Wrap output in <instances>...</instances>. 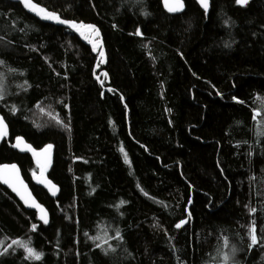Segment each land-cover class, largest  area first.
<instances>
[{"label":"trees","instance_id":"16d2710c","mask_svg":"<svg viewBox=\"0 0 264 264\" xmlns=\"http://www.w3.org/2000/svg\"><path fill=\"white\" fill-rule=\"evenodd\" d=\"M34 1L95 24L107 63L71 31L0 0V115L10 128L0 164L17 163L51 215L44 225L0 184V240L30 239L45 253L24 260L18 248L0 264H213L223 235L242 249L240 264H264V247L247 251L253 220L264 236V113L252 118L264 103V0H210L207 16L196 0H183L181 15L163 0ZM137 28L143 35H130ZM17 136L53 145L47 176L58 197L35 184L39 167L13 149ZM117 229L116 253L89 239Z\"/></svg>","mask_w":264,"mask_h":264},{"label":"snow or ice","instance_id":"6c2138e0","mask_svg":"<svg viewBox=\"0 0 264 264\" xmlns=\"http://www.w3.org/2000/svg\"><path fill=\"white\" fill-rule=\"evenodd\" d=\"M21 4L24 5L25 8H27L29 11L35 13L40 19L45 21H52L56 24L66 26L68 29L74 30L75 32L79 33V35L85 39L90 45L93 52H98L100 62H104L105 53H104V45L101 39V33L100 29L92 23H85L83 21L77 22L74 19H63L61 16L55 12V11H49L45 7L39 6L37 3H34L33 0H19ZM135 4H142L143 0H133ZM235 2L238 5L241 6H247L249 3V0H235ZM199 5L203 8L205 16L208 14V10L210 7V0H198ZM165 7L168 9L169 12H180L184 8L183 0H165ZM145 16L150 15L149 12L143 11L142 13ZM227 23V21H226ZM115 28L116 25H113ZM137 35L142 36L140 29L137 28L135 33H130V35ZM225 47L231 48V43H226ZM5 61L0 60V65H4ZM97 67H99V63L97 64ZM17 70L13 68H9L8 72L15 73ZM23 75V73H21ZM59 75V73H57ZM107 73H104V76L107 77ZM5 74L0 73V100L5 99V89H4V80H5ZM99 80L100 78L97 77ZM101 84H103V81L101 80ZM27 86V87H25ZM18 87L23 88L25 91H27V88L31 87L30 84H28L27 80L24 81V84L18 85ZM110 91L112 89H109ZM121 99L123 97L121 96ZM233 100H236L238 103L243 104V100H237V98L234 96ZM39 106V105H38ZM125 107H127L125 105ZM11 111L15 113L17 111L16 106L13 105L11 108ZM43 111V109H41ZM262 113H264V103L261 104V107L259 109L253 110V119H257L258 116H261ZM58 124H61L66 129L69 127L68 124H65L63 121L57 119L56 121ZM5 135H7V124L4 122V118L0 116V138H3ZM258 136H264V124L261 125V128L257 131ZM15 148H19L22 151H29L32 153L33 157L36 158V162L38 167L40 168L41 175L40 177H37V183L38 184H44L46 187L49 188V191H51V194L55 196L59 189L55 184L52 183L51 180H47L44 177V173L47 170L48 166L51 162V150L53 148L52 144H47L43 148L40 149V151H37L36 148H33L31 144H26L24 141V138L22 136L16 137V143L13 145ZM123 151V149H121ZM251 155V153H249ZM125 162L130 164V161L127 159V154H125ZM33 176H35V172H33ZM0 182L7 185L9 188L12 189L13 192H15L19 197L20 200L23 201L24 205H26L29 208H35L40 213L39 219L43 221V224L47 225L49 223L48 215L46 210L43 208L42 205L36 203L34 197H32L31 192L28 189V186L24 183V181L20 177V170L17 168L15 164H0ZM139 187V185H137ZM141 191L144 190L141 188ZM144 195L147 196L148 194L144 192ZM121 204L125 203L124 201L120 202ZM247 207V205H246ZM249 211L251 213L256 212L255 207L249 208ZM189 218H191V213H188ZM188 223L187 220H181L179 223L175 225L176 228H181L183 225ZM243 227V226H242ZM38 228V225L33 223L31 224V230L36 231ZM87 236L88 233H85ZM248 239L250 240V243L247 245V251H251L254 247H264V236L258 237L257 235V229L255 226V220L252 221L251 226L248 229L247 233ZM89 239L95 241H100V243L96 244V247L101 249L102 254L108 255L111 253H116L117 249L112 244H110L108 241L111 239L115 240H123V237L121 235V232L119 229L116 230L115 236H109L107 232H104L103 237L101 235H96L89 237ZM222 243H220L215 252L216 255L212 257L213 264H240V261L236 259L237 254L242 251L241 248H239L236 244L231 243L228 236L223 235L221 238ZM17 247H13V246ZM104 245H107V247H104ZM19 249H23L25 256L24 260H35V261H41L45 255L43 251H38L34 247L31 246V240H24L22 238H14L11 240V243H8L5 245L3 240H0V257L15 254V252ZM11 250V251H10ZM125 252L127 250L125 249ZM130 256L131 253H128ZM264 259V257H262Z\"/></svg>","mask_w":264,"mask_h":264},{"label":"water","instance_id":"95a60500","mask_svg":"<svg viewBox=\"0 0 264 264\" xmlns=\"http://www.w3.org/2000/svg\"><path fill=\"white\" fill-rule=\"evenodd\" d=\"M6 1H8V2H10V3H13V4H19V5L22 7V9H23L28 15L34 17L35 19H37V20L40 21L41 23L48 24V25H51V26H54V27H59V28H63V29H66V30H68V31H71V32L74 33V34H75V35H76V36H77L82 42H84L86 45H88L89 47H91V45H90L85 39H83V38L79 35V33L75 32L74 30L68 29L66 26L56 24V23H54V22H52V21H45V20L40 19V17H38L37 15H35V13H33V12L29 11L27 8H25L24 5L21 4V3L19 2V0H6ZM33 2L36 3L34 0H33ZM196 2H197V4L199 5L198 0H196ZM250 2H251V0H249L248 5L250 4ZM183 3H184V2H183ZM37 4H38V3H37ZM38 5L41 6V7H44V6L40 5V4H38ZM163 5H164L165 10H166L169 14H171V15H181V14H183V13L185 12V4H184V8H183V10L180 11V12H169L168 9L165 7V0H163ZM248 5H247V6H248ZM199 6H200V5H199ZM239 6H241V5H239ZM200 7H201V6H200ZM241 7H246V6H241ZM45 8H46V7H45ZM201 8H202V7H201ZM48 10H49V9H48ZM202 10H203V8H202ZM49 11H51V10H49ZM203 11H204V10H203ZM209 11H210V7H209V10H208V13H209ZM58 14H59V13H58ZM59 15H60V14H59ZM60 16H61V15H60ZM61 18H62V17H61ZM63 19H64V18H63ZM102 42H103V40H102ZM103 45H104V42H103ZM103 50H104V53H105V52H106V50H105V46H104V49H103ZM95 54H98V52H95ZM101 63H102V64H106V63H107V56H106V54H105L104 62H101ZM0 116H2V115H0ZM2 117H3V116H2ZM3 118H4V117H3ZM4 122H5V124H7V135H5L3 138H0V146L4 143L5 140H8L9 137H10V128H9V125H8V123L6 122L5 118H4ZM23 138H24V137H23ZM24 141H25L26 144H30V143L27 142V140H26L25 138H24ZM15 143H16V138H14V140H13V145H14ZM32 147H33V146H32ZM33 148H34V147H33ZM13 149H14L15 151L21 153V154H26V155L31 156L32 159H33V161H34V163L37 164V162H36V158L33 157V155H32L31 152H29V151H22L21 149H19V148H15V147H13ZM37 151H40V149H37ZM53 163H54V150H53V148H52V150H51V162H50V165L48 166L47 170H46L45 173H44V177H45L47 180H50V179L48 178L47 174H48V172L51 170V168H52V166H53ZM5 164H15V165L17 166V168L20 170V177H21V179H22V180L24 181V183L28 186V189H29V191L31 192L32 197H34L36 203L40 204L39 201H38V200L36 199V197L34 196V194H33L32 190H31V188H30L29 185L27 184V182H26V180H25V178H24V176H23V173H22L21 167H20L17 163H5ZM39 170H40V168H39ZM40 175H41V172L39 173V175H38L37 177H40ZM37 177H35V179H34V182H35V184H36L37 186H39V187H41L42 189H44V190L47 192V194H48L50 197H52V198H56V197L59 196V194H60V188H59V186H57V185L52 181V183L55 184V185L57 186V188L59 189V191L57 192V194H56L55 196H53V195L51 194V191H49V188H48V187H46L44 184H38V183H37ZM0 184L15 196V198L18 200V202L21 204V206H22L27 212H33V213H35V214L37 215L38 220H39L41 223H43V221H41V220L39 219V215H40V213L38 212L37 209H35V208H29V207H27L26 205H24L23 201L20 200V197H19L15 192H13L11 188H9L7 185L3 184L2 182H0ZM40 205H41V204H40ZM42 206H43V205H42ZM43 208H44V209L46 210V212H47L48 220H49V223H48L47 225H49V224H50V221H51V215H50V212H49V210H48L47 208H45L44 206H43ZM44 225H45V224H44ZM47 225H46V226H47ZM186 225H187V223H186L185 225H183V226H182L181 228H179V229H183Z\"/></svg>","mask_w":264,"mask_h":264},{"label":"rangeland","instance_id":"374dc122","mask_svg":"<svg viewBox=\"0 0 264 264\" xmlns=\"http://www.w3.org/2000/svg\"><path fill=\"white\" fill-rule=\"evenodd\" d=\"M99 78H101V75L98 76ZM40 173V172H39ZM39 174H35V176H33V179H35V177H37Z\"/></svg>","mask_w":264,"mask_h":264}]
</instances>
